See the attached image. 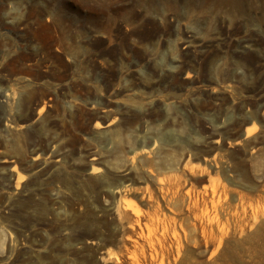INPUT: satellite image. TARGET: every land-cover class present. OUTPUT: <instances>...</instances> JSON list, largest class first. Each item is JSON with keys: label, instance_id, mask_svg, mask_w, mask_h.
<instances>
[{"label": "rangeland", "instance_id": "374dc122", "mask_svg": "<svg viewBox=\"0 0 264 264\" xmlns=\"http://www.w3.org/2000/svg\"><path fill=\"white\" fill-rule=\"evenodd\" d=\"M217 1L0 0V264H264L263 0Z\"/></svg>", "mask_w": 264, "mask_h": 264}, {"label": "bare ground", "instance_id": "6f19581e", "mask_svg": "<svg viewBox=\"0 0 264 264\" xmlns=\"http://www.w3.org/2000/svg\"><path fill=\"white\" fill-rule=\"evenodd\" d=\"M220 1H224V0H218L217 2H220ZM225 2L233 4L237 8L239 7V4H238L237 0H226ZM261 8L264 9V0L262 2V7ZM95 25H97V24H95ZM107 28H108V25H103V27H102L103 30H106Z\"/></svg>", "mask_w": 264, "mask_h": 264}]
</instances>
